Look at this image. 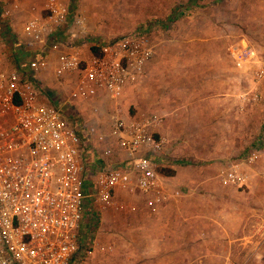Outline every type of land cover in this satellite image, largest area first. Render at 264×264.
<instances>
[{"label":"built area","instance_id":"1","mask_svg":"<svg viewBox=\"0 0 264 264\" xmlns=\"http://www.w3.org/2000/svg\"><path fill=\"white\" fill-rule=\"evenodd\" d=\"M69 25L73 41L64 37ZM86 31L85 18L70 17L64 0H0V264H104L98 258L111 247L83 231L89 205L128 215L144 206L156 215L183 195L162 172L172 163L156 112L113 114L107 130L67 118L60 102L104 110L107 98L117 101L139 82L156 54L149 29L92 39L85 53L74 40ZM230 53L237 64L260 55L251 43L233 44ZM256 76L264 77V64ZM50 84L69 85L68 98L49 92ZM257 158L252 153L248 161ZM220 177L224 186L248 183L239 163ZM123 193L143 203L123 200Z\"/></svg>","mask_w":264,"mask_h":264},{"label":"rangeland","instance_id":"2","mask_svg":"<svg viewBox=\"0 0 264 264\" xmlns=\"http://www.w3.org/2000/svg\"><path fill=\"white\" fill-rule=\"evenodd\" d=\"M64 1L70 8V17L80 15L86 20L87 35L75 38L76 45L93 38L108 42L145 27L158 42L162 40L144 76L117 101L107 98L104 110L78 103L70 107L60 102L66 108L67 118L83 129L98 124L107 130L113 114L128 117L156 112L162 116L163 122L157 130L171 147L170 162L184 170L182 176L189 183V186L181 185L175 180L183 191L178 203L173 200L171 208L175 211L191 205L189 200L184 203L189 194L195 195V199L201 196V210L206 208L207 202L203 199L216 191L213 185H201L203 179L218 182L222 193L251 194L253 187L249 182L242 187L227 188L220 175L223 169L239 162L241 170L248 173L242 162H256L248 160L264 133V77L256 76V71L264 64V0ZM14 30L21 32L20 20ZM71 30L74 28L69 25L65 38H71ZM236 43H255L261 48L259 58L237 64L230 53V47ZM89 44L91 46L92 42ZM13 59L10 61L15 65ZM46 88L64 100L70 93L69 85L50 84ZM100 102L96 106L101 108ZM166 175L173 180V175ZM247 198L242 197L241 203H247ZM168 210L170 216L172 211L168 213ZM136 216L109 210L100 217L94 238L98 244L111 247L100 254L101 262L187 264L181 254L176 255L177 248L155 247L158 240L165 241V236H161L165 232L163 221L142 217L147 226L140 234L137 231L140 216ZM178 224L175 236L180 235L181 222ZM140 235L147 238L145 243ZM200 239L203 242V227ZM203 252L201 246V254ZM190 253L193 255L191 250Z\"/></svg>","mask_w":264,"mask_h":264},{"label":"crops","instance_id":"3","mask_svg":"<svg viewBox=\"0 0 264 264\" xmlns=\"http://www.w3.org/2000/svg\"><path fill=\"white\" fill-rule=\"evenodd\" d=\"M32 2L39 4L38 0H32ZM64 31L60 32L61 35ZM70 40H72V38H70L69 41ZM156 41L157 54L162 40L159 39L158 42L157 39ZM7 42H9L7 43L8 49H11L7 57L12 58V54H15V47L11 40ZM90 42H92V39L82 41L81 44H77V49L85 53L88 52L91 48ZM254 46H256L260 53L261 48L255 43ZM0 50H2L1 45ZM55 55V52L50 54L51 57H55ZM262 62H264V58ZM9 63L11 64V61ZM168 152V157L171 158L172 150L169 146ZM252 153H258L256 162L252 164H244L242 162V167L244 166V169L248 172V182L253 187L251 194L242 195L233 192L222 193L219 192L222 188L218 182L211 183L209 180L203 179L201 185H213V190L216 191L213 194L206 195L203 199L207 202V205L205 203L206 208L204 207V209L201 210V196L195 199V195L192 194L187 195L184 201L185 203L189 200V202H192L191 205L183 210L175 211L176 209L174 210L171 208L174 202L178 203L180 200L179 198L161 207L156 215H152L143 206V210L136 214V218L138 215L140 216L137 220V231H139L140 234L146 231L147 225L143 222L142 218L144 216L149 217L150 221L155 218L156 222L163 221L165 232H163L161 236H165V241L163 243L158 240L159 242L155 247H163V249H168V246L173 249L177 248V254H175L178 256L181 254L183 262L187 264H264V133L261 136L260 145H255ZM170 163H172L171 168L174 169L175 172H178L176 176H172L173 180H171V182L173 186L179 189L182 188L177 186L176 183L189 186V183L182 176L184 170H179V167L174 165L173 162ZM227 188L233 187L228 186ZM183 189L185 190V188ZM184 196H186V194ZM190 197L193 198L190 199ZM242 197H248L246 199L247 203H241L243 201ZM121 199L140 200V197L136 194L132 198L131 195L123 193ZM209 201L212 202V205ZM139 203L142 204V200H140ZM166 210H168V213L172 211V214L168 216ZM98 212L99 211L97 208H94V206L87 208L83 223V231L94 235V230L97 227L98 221L104 214V212H102L99 216ZM168 217H170V219ZM178 221L181 222V230L179 232L180 235L175 236V227L179 226ZM86 224H89L88 227ZM175 224L177 226H175ZM201 227L204 228L203 242H201L200 239ZM172 234L173 236H171ZM191 234L195 235L191 236ZM196 234H198V236H196ZM140 236L142 240L143 237L142 235ZM146 239L147 238H143V243H145ZM192 240H195V243H192ZM201 246L204 249L202 254ZM190 250L193 255H191ZM98 259L101 261L103 260L102 258Z\"/></svg>","mask_w":264,"mask_h":264},{"label":"trees","instance_id":"4","mask_svg":"<svg viewBox=\"0 0 264 264\" xmlns=\"http://www.w3.org/2000/svg\"><path fill=\"white\" fill-rule=\"evenodd\" d=\"M192 2H195V1H192ZM145 28H142V29H145ZM92 51L99 53L101 51V49L99 47L92 46ZM164 169H165L164 170L165 173L168 175H174L175 174V170H170V169H166V168H164Z\"/></svg>","mask_w":264,"mask_h":264}]
</instances>
